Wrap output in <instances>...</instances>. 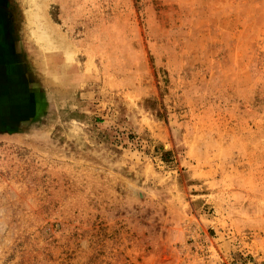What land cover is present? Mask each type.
<instances>
[{"label":"rangeland","instance_id":"1","mask_svg":"<svg viewBox=\"0 0 264 264\" xmlns=\"http://www.w3.org/2000/svg\"><path fill=\"white\" fill-rule=\"evenodd\" d=\"M264 264V0H0V264Z\"/></svg>","mask_w":264,"mask_h":264},{"label":"built area","instance_id":"2","mask_svg":"<svg viewBox=\"0 0 264 264\" xmlns=\"http://www.w3.org/2000/svg\"><path fill=\"white\" fill-rule=\"evenodd\" d=\"M234 264H236V263H234Z\"/></svg>","mask_w":264,"mask_h":264}]
</instances>
